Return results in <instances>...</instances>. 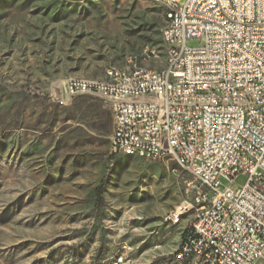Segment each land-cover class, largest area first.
Instances as JSON below:
<instances>
[{
    "label": "rangeland",
    "instance_id": "rangeland-1",
    "mask_svg": "<svg viewBox=\"0 0 264 264\" xmlns=\"http://www.w3.org/2000/svg\"><path fill=\"white\" fill-rule=\"evenodd\" d=\"M158 6L167 14L155 0H0V264H194L176 256L192 215L167 216L195 178L112 153L98 95L58 102L70 78L99 80L147 46L146 66L162 67L144 29Z\"/></svg>",
    "mask_w": 264,
    "mask_h": 264
},
{
    "label": "built area",
    "instance_id": "built-area-1",
    "mask_svg": "<svg viewBox=\"0 0 264 264\" xmlns=\"http://www.w3.org/2000/svg\"><path fill=\"white\" fill-rule=\"evenodd\" d=\"M159 3L168 4L166 67L141 69L152 55L145 47L137 70L108 67L105 80L88 83L70 78L58 102L98 95L112 115V153L170 159L195 178L193 199L167 216L176 225L192 215L179 259L264 262V0Z\"/></svg>",
    "mask_w": 264,
    "mask_h": 264
},
{
    "label": "bare ground",
    "instance_id": "bare-ground-1",
    "mask_svg": "<svg viewBox=\"0 0 264 264\" xmlns=\"http://www.w3.org/2000/svg\"><path fill=\"white\" fill-rule=\"evenodd\" d=\"M155 1L159 2V0H155ZM163 4H165V6L168 9V4L167 3H163ZM167 16H168V12L166 14V19H167ZM147 47H150V46H147ZM156 54H157V50H156L155 47L152 46V55H150L148 57H145V59L143 60V62H141V69H143L144 71H157V70H160V68L166 67L167 66V44H164V61H163V66L160 67V68H149V67L146 66V64L152 58H155L157 56ZM129 58H133V57H129ZM137 60H142V56L140 57V59H137V57H136L135 60H129V62H127V64L125 65V72H132L133 70H137ZM110 68L123 69V67H118V66H112ZM107 70H108V68L105 70V73L103 75V78H101L99 80H105L106 79V71ZM69 81H70V79H69ZM72 81L73 82H76V83H88V81H97V80H95V79H72ZM120 154H124L126 156H133V157H139V158L145 159V153L144 152H140V150H123V152L120 153ZM181 205H183V204H181ZM181 205H179L177 208H181ZM175 211H176V209H175ZM175 211L172 212V214H174ZM186 235H187V230L185 229V231L183 233L182 241H186ZM180 253H182V244H181V251H180ZM189 255H192V257L195 256V257H198L199 258V252H189ZM204 261L206 263H208V264H219V263L214 262L213 259H204Z\"/></svg>",
    "mask_w": 264,
    "mask_h": 264
},
{
    "label": "trees",
    "instance_id": "trees-1",
    "mask_svg": "<svg viewBox=\"0 0 264 264\" xmlns=\"http://www.w3.org/2000/svg\"><path fill=\"white\" fill-rule=\"evenodd\" d=\"M155 4H158L155 2ZM160 5V4H159ZM152 15L145 22V31L147 33L146 39L151 44H157L161 39V29L166 19V10H163V6L152 7ZM100 109V108H99ZM97 109V118H103L110 125L112 122V115L110 110L104 108L102 110ZM124 155V154H123ZM129 157V156H128Z\"/></svg>",
    "mask_w": 264,
    "mask_h": 264
},
{
    "label": "crops",
    "instance_id": "crops-1",
    "mask_svg": "<svg viewBox=\"0 0 264 264\" xmlns=\"http://www.w3.org/2000/svg\"><path fill=\"white\" fill-rule=\"evenodd\" d=\"M194 264H196V263H194Z\"/></svg>",
    "mask_w": 264,
    "mask_h": 264
}]
</instances>
